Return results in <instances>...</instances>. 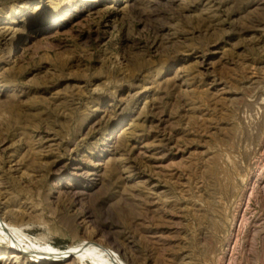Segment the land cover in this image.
I'll list each match as a JSON object with an SVG mask.
<instances>
[{
	"label": "rangeland",
	"instance_id": "obj_1",
	"mask_svg": "<svg viewBox=\"0 0 264 264\" xmlns=\"http://www.w3.org/2000/svg\"><path fill=\"white\" fill-rule=\"evenodd\" d=\"M10 213L62 250L264 264V0H0Z\"/></svg>",
	"mask_w": 264,
	"mask_h": 264
},
{
	"label": "bare ground",
	"instance_id": "obj_2",
	"mask_svg": "<svg viewBox=\"0 0 264 264\" xmlns=\"http://www.w3.org/2000/svg\"><path fill=\"white\" fill-rule=\"evenodd\" d=\"M20 216L14 213L7 217L0 215V252L2 248H9L12 250L11 257L19 259L21 255H26L47 263L64 262L73 258L74 264H132L122 255L120 248L115 249L103 240L96 241L93 236L66 250L47 242L41 243L38 238H30L28 230L23 228Z\"/></svg>",
	"mask_w": 264,
	"mask_h": 264
}]
</instances>
